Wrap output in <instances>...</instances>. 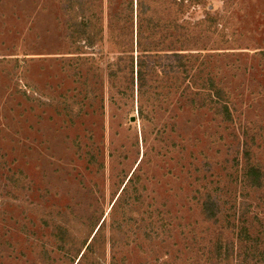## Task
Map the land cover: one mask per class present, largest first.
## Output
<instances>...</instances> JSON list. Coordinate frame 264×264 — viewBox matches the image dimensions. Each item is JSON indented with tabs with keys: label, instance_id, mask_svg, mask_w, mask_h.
Listing matches in <instances>:
<instances>
[{
	"label": "rangeland",
	"instance_id": "obj_1",
	"mask_svg": "<svg viewBox=\"0 0 264 264\" xmlns=\"http://www.w3.org/2000/svg\"><path fill=\"white\" fill-rule=\"evenodd\" d=\"M77 3L0 0V264H264V0L186 15L217 24L191 63L228 121L186 105V81L140 98L108 78L103 37L68 53Z\"/></svg>",
	"mask_w": 264,
	"mask_h": 264
},
{
	"label": "trees",
	"instance_id": "obj_2",
	"mask_svg": "<svg viewBox=\"0 0 264 264\" xmlns=\"http://www.w3.org/2000/svg\"><path fill=\"white\" fill-rule=\"evenodd\" d=\"M80 1L75 14L68 15V40L74 47L68 53H75L80 43L93 47L103 37L116 54V60L107 64L108 78L118 73L126 76L140 98L149 91L151 82L158 85L164 79L181 85L186 81L180 93L186 105L195 107L198 102L203 106L208 102L222 120L231 119L229 93L211 79L206 87L196 84V66L191 63L196 54L192 52L198 49L195 28L206 21L212 22L211 32L217 31L214 17L203 21L186 18L187 14L194 16L201 0H122L120 8L115 0H106L108 14L103 20L97 16L93 2ZM68 8L74 9V4ZM259 52L264 56V51ZM142 108L139 105L140 113ZM250 170L256 172L254 167Z\"/></svg>",
	"mask_w": 264,
	"mask_h": 264
},
{
	"label": "water",
	"instance_id": "obj_3",
	"mask_svg": "<svg viewBox=\"0 0 264 264\" xmlns=\"http://www.w3.org/2000/svg\"><path fill=\"white\" fill-rule=\"evenodd\" d=\"M131 120H133V117L131 118Z\"/></svg>",
	"mask_w": 264,
	"mask_h": 264
}]
</instances>
